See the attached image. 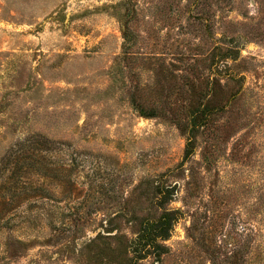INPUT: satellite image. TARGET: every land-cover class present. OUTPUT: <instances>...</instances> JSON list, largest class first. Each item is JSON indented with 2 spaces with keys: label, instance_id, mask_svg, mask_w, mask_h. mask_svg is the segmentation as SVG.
Returning a JSON list of instances; mask_svg holds the SVG:
<instances>
[{
  "label": "rangeland",
  "instance_id": "obj_1",
  "mask_svg": "<svg viewBox=\"0 0 264 264\" xmlns=\"http://www.w3.org/2000/svg\"><path fill=\"white\" fill-rule=\"evenodd\" d=\"M0 264H264V0H0Z\"/></svg>",
  "mask_w": 264,
  "mask_h": 264
}]
</instances>
